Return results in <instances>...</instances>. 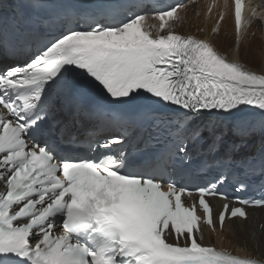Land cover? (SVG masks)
Returning <instances> with one entry per match:
<instances>
[{
    "label": "snow or ice",
    "instance_id": "snow-or-ice-1",
    "mask_svg": "<svg viewBox=\"0 0 264 264\" xmlns=\"http://www.w3.org/2000/svg\"><path fill=\"white\" fill-rule=\"evenodd\" d=\"M185 2L118 22L89 18L42 41L23 64L0 69V264H264L206 245L197 227V208L212 223L206 194L228 200L221 225L227 217L247 219L245 208L264 206V198L228 197L139 170L137 153L146 149L155 150L157 167L188 169L194 153L228 161L229 140L249 132L224 122L249 109L264 114V69L258 74L168 24ZM28 7L47 23L39 16L46 0H28ZM101 95L113 111L93 115L91 102ZM149 104L160 111H146ZM65 113V120L83 114L117 134L80 154L58 118ZM230 148L234 154L237 145ZM261 161L264 176V146ZM227 181L223 172L216 179Z\"/></svg>",
    "mask_w": 264,
    "mask_h": 264
},
{
    "label": "bare ground",
    "instance_id": "bare-ground-1",
    "mask_svg": "<svg viewBox=\"0 0 264 264\" xmlns=\"http://www.w3.org/2000/svg\"><path fill=\"white\" fill-rule=\"evenodd\" d=\"M261 6L257 14L258 19L248 28L243 24L238 34L235 33L232 6L229 0H219L209 15L206 14L207 4L190 3L178 13V21L183 22V27L178 28L174 24L172 28L180 34L193 35L209 41L220 54L229 60L239 62L260 74L261 69H264V32L260 24L261 20L264 24V3ZM220 12H223L225 23L223 29L219 30L215 21L212 20ZM196 14H201V18L197 19ZM236 36L239 38V43L233 45V39ZM255 67H258V70L254 69ZM260 224H263L261 230L259 229ZM204 243H213L239 256L264 260V208L250 209L245 221L235 219L225 223L221 233L216 232L214 239L209 238Z\"/></svg>",
    "mask_w": 264,
    "mask_h": 264
},
{
    "label": "rangeland",
    "instance_id": "rangeland-1",
    "mask_svg": "<svg viewBox=\"0 0 264 264\" xmlns=\"http://www.w3.org/2000/svg\"><path fill=\"white\" fill-rule=\"evenodd\" d=\"M210 12H208V14H209ZM196 18L197 19H200L201 18V14H196ZM231 20V19H230ZM213 22L215 21V24L217 25V29H223V25H224V23H225V19L224 20H219V18L218 19H216V17H213V20H212ZM260 24H261V27H262V32H264V24H262V22L260 21ZM183 22H179L178 24H177V27L178 28H180V27H183ZM218 26H219V28H218ZM217 29H216V31H217ZM213 32H214V30H213ZM235 39V38H234ZM234 39H233V43H234ZM230 40L232 41V37L230 38ZM262 40H263V38H262ZM259 50L261 51V48H259ZM254 69H257L258 70V67H255ZM260 229V228H259Z\"/></svg>",
    "mask_w": 264,
    "mask_h": 264
}]
</instances>
